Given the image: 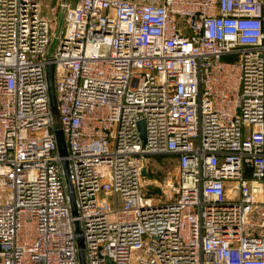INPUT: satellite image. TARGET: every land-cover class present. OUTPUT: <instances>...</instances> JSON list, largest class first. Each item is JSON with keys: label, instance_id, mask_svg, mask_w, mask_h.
I'll use <instances>...</instances> for the list:
<instances>
[{"label": "built area", "instance_id": "obj_1", "mask_svg": "<svg viewBox=\"0 0 264 264\" xmlns=\"http://www.w3.org/2000/svg\"><path fill=\"white\" fill-rule=\"evenodd\" d=\"M62 6L0 0V264H264V0Z\"/></svg>", "mask_w": 264, "mask_h": 264}, {"label": "rangeland", "instance_id": "obj_2", "mask_svg": "<svg viewBox=\"0 0 264 264\" xmlns=\"http://www.w3.org/2000/svg\"><path fill=\"white\" fill-rule=\"evenodd\" d=\"M42 4V13L49 18H54L58 31L64 22L65 1L74 2V0H40ZM147 1V0H142ZM57 42L52 43L49 54H53ZM58 121V120H57ZM150 174L143 184V192L146 196L156 200L173 199L176 196L172 184L177 182V162L172 156H163L152 158L149 161Z\"/></svg>", "mask_w": 264, "mask_h": 264}, {"label": "water", "instance_id": "obj_3", "mask_svg": "<svg viewBox=\"0 0 264 264\" xmlns=\"http://www.w3.org/2000/svg\"><path fill=\"white\" fill-rule=\"evenodd\" d=\"M54 70L55 66L53 64H50L48 66V81H49V87H50V94H51V103L55 107L56 105V95H55V87H54ZM140 129L142 131V135L145 138V122L141 121L140 122ZM57 138H58V144H59V149L61 154H66V144H65V138L64 134L61 130H57ZM143 176L148 177L149 173L147 171V168H144L143 171ZM80 246L83 247V241L82 239H79ZM81 256L83 257V252L81 251ZM111 264V262H110Z\"/></svg>", "mask_w": 264, "mask_h": 264}]
</instances>
